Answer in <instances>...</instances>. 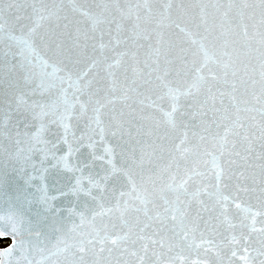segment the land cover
<instances>
[{
  "label": "snow or ice",
  "instance_id": "obj_1",
  "mask_svg": "<svg viewBox=\"0 0 264 264\" xmlns=\"http://www.w3.org/2000/svg\"><path fill=\"white\" fill-rule=\"evenodd\" d=\"M0 264H264V0H0Z\"/></svg>",
  "mask_w": 264,
  "mask_h": 264
}]
</instances>
